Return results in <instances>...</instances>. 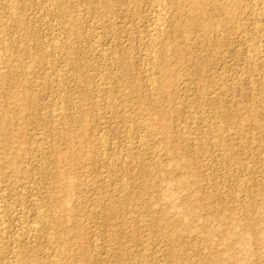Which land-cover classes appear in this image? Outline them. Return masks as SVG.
Masks as SVG:
<instances>
[{"label": "rangeland", "instance_id": "374dc122", "mask_svg": "<svg viewBox=\"0 0 264 264\" xmlns=\"http://www.w3.org/2000/svg\"><path fill=\"white\" fill-rule=\"evenodd\" d=\"M166 1L0 0V264H264V0Z\"/></svg>", "mask_w": 264, "mask_h": 264}, {"label": "bare ground", "instance_id": "6f19581e", "mask_svg": "<svg viewBox=\"0 0 264 264\" xmlns=\"http://www.w3.org/2000/svg\"><path fill=\"white\" fill-rule=\"evenodd\" d=\"M166 1V0H165ZM164 0H163V3H167V1L165 2ZM171 1V2H170ZM169 2L170 3H172V4H176V6L177 5H179V2H181V1H183V2H185V3H188L189 4V6L191 7V9H193L198 3H199V0H178L179 2H176L177 0H170ZM159 2V1H158ZM162 2V1H161ZM226 2V1H225ZM156 3V2H155ZM154 3V4H155ZM163 3H161V6H164V4ZM213 5H215L214 6V9L215 8H217L218 10L217 11H219V10H225L224 8H223V3H221V1L220 0H213ZM159 4V3H158ZM171 4V5H172ZM181 5V4H180ZM167 8H168V6H167ZM159 9H160V7H159ZM166 9V8H165ZM169 9V8H168ZM216 10V9H215ZM162 11V10H161ZM161 11H159L158 10V12H161ZM221 11V12H222ZM167 12V11H166ZM166 12H164L165 14H166ZM225 12V11H224ZM164 14V15H165ZM168 14V13H167ZM157 15H159V13L157 14ZM161 15H163V14H161ZM163 15V16H164ZM194 15V14H193ZM15 16V15H14ZM163 16H159V18H158V21L156 22L157 23V29H158V31L160 32V34H162L163 32L165 33V28H164V23L166 24V22L164 21V17ZM165 17H166V15H165ZM153 29H155V28H153ZM165 30V31H164ZM158 31H156V32H158ZM160 34H159V37H160ZM158 35V34H157ZM156 37H158V36H156ZM155 37V38H156ZM159 37H158V40H159ZM163 37V36H162ZM161 37V38H162ZM157 40V41H158ZM162 40V39H161ZM156 41V40H155ZM155 44H157V42L155 43ZM160 44V43H159ZM3 45V44H2ZM4 50V49H3ZM14 63V62H13ZM38 206V205H37ZM36 207V206H35ZM37 211V210H36ZM42 221V220H41ZM2 225V224H1ZM34 225V224H33ZM46 226V225H45ZM28 227V226H27ZM38 227V226H37ZM32 232V231H31ZM58 240V239H57ZM65 248V247H64ZM60 258V257H59ZM21 259V258H20ZM14 260V259H13ZM17 260V259H16ZM20 262V261H19ZM59 263V262H58Z\"/></svg>", "mask_w": 264, "mask_h": 264}]
</instances>
